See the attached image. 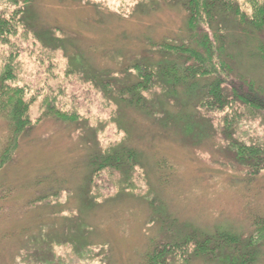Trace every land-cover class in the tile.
I'll return each mask as SVG.
<instances>
[{
	"label": "rangeland",
	"instance_id": "1",
	"mask_svg": "<svg viewBox=\"0 0 264 264\" xmlns=\"http://www.w3.org/2000/svg\"><path fill=\"white\" fill-rule=\"evenodd\" d=\"M237 1L248 9L246 0ZM13 2L0 0L7 20L17 9ZM141 2L32 0V8L40 28L66 32L91 67L116 71L140 55L147 38L172 39L185 25L184 13L162 6L138 11ZM21 29L2 35L0 76L12 65L16 80L9 85L24 89L36 126L0 169V264H147L167 238L163 227L253 234L254 221L264 220V171L239 166L231 143L264 147L261 112L239 103L214 112L212 134L201 139L179 128L159 133L130 109L124 119L132 130L125 138L114 105L91 84L68 77L63 54L44 52ZM233 44L236 76L264 89V32ZM50 100L76 120L48 116L42 102ZM9 135L0 114V157ZM124 140L137 152L133 169L92 163ZM168 262L217 264L195 257L192 244ZM257 262L264 264V241Z\"/></svg>",
	"mask_w": 264,
	"mask_h": 264
},
{
	"label": "trees",
	"instance_id": "2",
	"mask_svg": "<svg viewBox=\"0 0 264 264\" xmlns=\"http://www.w3.org/2000/svg\"><path fill=\"white\" fill-rule=\"evenodd\" d=\"M246 1L247 10L237 0H144L138 3V11L146 7L153 12L161 6L178 10L185 15V25L172 39L155 42L147 38L140 55L120 64L116 71L91 67L63 30L40 28L32 0H22L20 5L14 0L17 9L10 20L0 13V40L4 39L3 34H11L12 28L13 34L22 28L44 52L62 53L67 61L66 75L91 84L114 105L115 124L125 138L130 137L132 130L124 119L125 111L131 109L159 133L179 128L189 137L206 139L212 134L211 115L234 109L235 103L264 116V89L248 78L236 76L233 67L232 50L236 39L257 37L264 32V0ZM68 44L73 52L69 51ZM15 80L12 65L7 66L0 76V114L6 118L10 135L0 157V169L12 162L22 140L36 126L24 89L9 85ZM55 102H42L48 116L62 122L76 120L57 110ZM232 145L239 166L248 167L253 174L264 171V147L235 142ZM136 159V150L125 145L124 140L106 153L94 155L92 163L100 165V169L123 171L137 166ZM161 218L164 220L163 215ZM254 226L255 231L248 238L229 230L203 234L186 231V228L174 232L163 227L167 238L154 247L147 264H170L171 254L188 249L189 244L193 246L195 257L217 264H258L264 241V220H255Z\"/></svg>",
	"mask_w": 264,
	"mask_h": 264
}]
</instances>
